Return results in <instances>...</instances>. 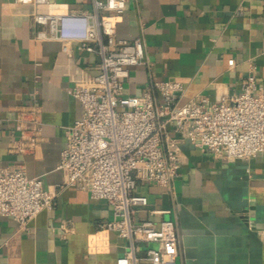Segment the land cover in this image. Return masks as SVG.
Masks as SVG:
<instances>
[{"label": "crops", "instance_id": "0c3cea01", "mask_svg": "<svg viewBox=\"0 0 264 264\" xmlns=\"http://www.w3.org/2000/svg\"><path fill=\"white\" fill-rule=\"evenodd\" d=\"M91 9V0L35 6L0 0V167L24 166L52 190L66 180L60 153L68 127L83 113L68 89L84 74H98L101 59L78 42L36 40L41 26L32 14ZM117 36L141 37L146 45L145 63L130 68L126 95L172 80L186 88L180 103L200 94L216 102L239 93L253 65L264 92V0H131L118 18ZM28 105L40 106L42 125L39 144L22 153L14 149L15 118ZM179 146L180 174L171 187L139 182L137 193L149 204L136 209L135 219L175 220V264H264V153L228 159L189 139ZM113 217L106 200L66 186L53 209L27 227L0 215V264H115L125 243L100 227Z\"/></svg>", "mask_w": 264, "mask_h": 264}, {"label": "built area", "instance_id": "2783aa9c", "mask_svg": "<svg viewBox=\"0 0 264 264\" xmlns=\"http://www.w3.org/2000/svg\"><path fill=\"white\" fill-rule=\"evenodd\" d=\"M19 1L34 6L50 3ZM130 1L91 0L89 11L32 14L41 26L36 40L78 42L101 59L98 74H84L68 89L81 102L83 113L67 129L58 165L66 180L59 189L76 186L113 206L114 217L100 227L125 243V253L115 264H175L179 251L175 220L156 225L135 219L136 209L149 204L146 195L137 193L139 182L171 187L180 174L183 138L228 159L264 153V92L256 83L253 65L241 91L216 102L200 94L180 103L186 88L172 80L154 82L140 96L126 95L130 68L146 61L141 37L117 36L118 18ZM15 122L19 131L15 151L35 148L42 125L40 106L28 105ZM59 189L46 188L41 178L28 176L24 166L0 167V215L27 227L42 211L53 209Z\"/></svg>", "mask_w": 264, "mask_h": 264}]
</instances>
